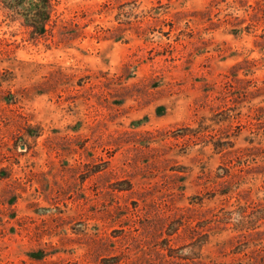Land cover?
Listing matches in <instances>:
<instances>
[{
  "label": "rangeland",
  "instance_id": "374dc122",
  "mask_svg": "<svg viewBox=\"0 0 264 264\" xmlns=\"http://www.w3.org/2000/svg\"><path fill=\"white\" fill-rule=\"evenodd\" d=\"M0 0V264H264V0Z\"/></svg>",
  "mask_w": 264,
  "mask_h": 264
},
{
  "label": "trees",
  "instance_id": "16d2710c",
  "mask_svg": "<svg viewBox=\"0 0 264 264\" xmlns=\"http://www.w3.org/2000/svg\"><path fill=\"white\" fill-rule=\"evenodd\" d=\"M52 11L51 0H39L33 16L28 19L29 25L33 27V33L36 36H43L47 32V23L50 20Z\"/></svg>",
  "mask_w": 264,
  "mask_h": 264
}]
</instances>
